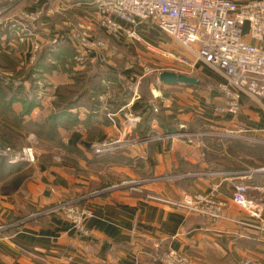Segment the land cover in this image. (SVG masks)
I'll return each instance as SVG.
<instances>
[{
	"label": "crops",
	"instance_id": "obj_1",
	"mask_svg": "<svg viewBox=\"0 0 264 264\" xmlns=\"http://www.w3.org/2000/svg\"><path fill=\"white\" fill-rule=\"evenodd\" d=\"M234 1L244 4L251 0ZM6 6L9 9L2 11ZM26 14L37 19L31 20ZM97 22L91 0H0V72L17 73L29 63L35 45L39 50L48 47L53 55H65L67 46L80 45L78 38L83 37L84 29H92L91 24L96 26ZM139 32L141 41L137 43L150 50L147 56L169 59L167 52L186 53L172 38L147 23L139 24ZM130 47L125 46L126 51ZM93 49L89 55L98 56L99 48ZM174 68L167 71L194 77L197 83L164 84L158 79L157 91L167 95L155 100L148 93L149 86L138 87L131 69L123 70L119 77L132 84L127 86L125 103L118 111L110 115V110L102 112L104 106L99 111L82 106L74 118L76 127L58 128L61 145H51L61 154L60 160L44 158L33 165L35 177L23 193H18V187L10 196H0V226H5L0 231V264H161L153 261L154 241L201 264H239L245 259L264 264V98L242 96L236 113L220 112L217 107L224 105V97L217 91L219 78L213 71L200 62L194 69ZM153 103L164 114H169L171 104L178 109L176 129L170 133L185 131L183 124L188 132L204 129L220 133L210 137L220 138L222 148L215 150L201 139L209 136H200L193 138L198 139L195 143L173 138L130 149L92 152L91 143L106 138L137 137L142 131L145 135L169 133L156 120L145 131L136 128L137 122L132 125L126 121L124 113L135 116ZM20 106L14 104L13 108L16 111ZM47 106L45 111H51L50 104ZM37 110L31 111L29 119H34L40 112ZM60 116L52 117V123L68 125L57 122ZM0 123L11 130H24L3 115ZM229 149L241 153L242 158L237 155L231 159L240 168L219 167L221 162L213 158L217 154L229 156ZM245 149L252 153L246 154ZM133 166L152 173L156 182L145 181L139 189L109 187L118 179L136 177ZM177 166L187 169L177 170ZM238 183L248 186L250 210L232 200ZM182 192L213 194L225 203L224 218L212 223L174 206ZM66 198H80L81 204L91 209L93 216L86 222L88 234L75 231L61 216L48 212Z\"/></svg>",
	"mask_w": 264,
	"mask_h": 264
},
{
	"label": "built area",
	"instance_id": "obj_2",
	"mask_svg": "<svg viewBox=\"0 0 264 264\" xmlns=\"http://www.w3.org/2000/svg\"><path fill=\"white\" fill-rule=\"evenodd\" d=\"M91 3L100 25L111 37L139 42V24L147 23L186 50V53H166L175 65L194 69L199 62L205 64L219 78L216 87L224 97V105L217 107L218 111L236 113L242 96L253 100L264 98V0H251L244 4H237L234 0H91ZM8 9L9 6H6L2 11ZM26 16L31 20L36 19V15ZM83 40L80 38V41ZM36 48L37 45L34 46ZM124 117L132 125L137 121L136 117L126 113ZM217 135L222 134L178 131L146 135L133 140L114 138L96 144L93 151L103 153L173 138H183L191 143L193 138ZM23 152L27 161H31V149ZM7 154L8 148H0V155ZM247 191L246 184H236L232 200L250 210ZM79 199L61 200L48 212L58 214L75 231L86 235V222L93 214L88 206L78 204ZM172 204L188 213L205 217L212 223L224 218L222 210L225 203L211 193L182 192L180 199ZM4 228V225L0 226V231ZM160 248L159 241H156L155 253L152 255L156 263L199 264L172 248L159 251ZM239 264L261 263L245 259Z\"/></svg>",
	"mask_w": 264,
	"mask_h": 264
},
{
	"label": "rangeland",
	"instance_id": "obj_3",
	"mask_svg": "<svg viewBox=\"0 0 264 264\" xmlns=\"http://www.w3.org/2000/svg\"><path fill=\"white\" fill-rule=\"evenodd\" d=\"M91 25L92 29H84L85 32L83 37L79 36L78 41L80 45H74L73 47L68 45V53H64L65 55H53L51 52L47 55H39L37 46L33 51L34 53L29 63L23 65V68H20L13 76L0 72V115L10 118L15 124L22 126L24 129L15 131L0 123V148H8L9 150V154L0 155V159L3 158L7 160L9 164H16L13 170L11 169V172L0 173V183H6L15 177H22L19 183V194L26 190L28 181L32 177H35L33 165H36L44 158L50 159L52 156L60 160L59 157H61V154L53 150L51 144L61 145L62 136H60L58 128L69 130L77 126V121L74 118L80 110V107L84 106L86 110L99 111L101 106H104L102 112L108 113V110H110V115L114 114L116 110L118 111L116 108L117 104L123 102L122 100L126 94L127 86L132 84L127 82L128 79L123 80L119 77L121 71L131 69V72L134 73H130L134 74L135 81L138 82V87L144 89L148 88V86L150 88L149 84L151 83L153 87L156 86L158 76L163 69H176L174 68L176 65L171 63L169 59L161 56H147L146 54H148L150 50L146 47H142L141 44L136 41H131L134 43L132 44L125 39H115L109 36L106 31L101 29L102 26L99 21L96 23V26L93 24ZM100 35L101 39H96L99 38ZM80 38H84V40L80 41ZM129 45L131 46L129 48L130 50L126 51L125 46ZM93 48H99L97 52L98 56H96L95 53L92 56L89 55L88 51L95 50ZM135 48H142V52H136ZM151 52L155 53V51ZM155 57H158L159 60L155 59ZM130 73L129 75H131ZM65 87L76 89L78 94H68ZM149 88L148 93L155 100L167 95L165 91L158 92L156 87L153 89ZM57 94H59V96ZM11 96L14 97L11 103L7 105ZM70 96L74 97L75 105L73 107L70 105L60 108L64 111L60 116L62 117L60 121H57L66 122L68 125H54V123H52L54 122L52 117L55 112H58L59 108L55 107L53 103L57 101L60 104L59 107H61L69 100ZM110 100L112 104H108ZM14 104L21 105L20 109L15 111L13 108ZM47 104H50L49 107L51 111L49 112L45 111L48 108ZM35 108L40 112H37L36 115L34 114V119L33 117L29 119L31 111ZM160 109L161 107H159L158 104L153 103V107H145L140 110L139 114H141V116H138L139 114H135L134 116L132 112V114L126 113L136 117V122L138 123L136 128H139L138 126L145 122L146 116L150 115V117L153 118L149 124H151L153 120H156L159 125L158 119L160 118ZM168 110L169 114H164V118L176 124L177 120L175 121V119L178 109L171 104ZM149 111H151L150 114ZM144 113L146 114L144 115ZM161 116H163V112ZM183 125L184 127L180 125L183 127L181 129L186 131V126L185 124ZM83 126L87 125L84 123ZM199 132L207 131L202 130ZM139 137H143V135L137 137L131 136L128 138L121 136L106 138L91 143L90 149L94 152L93 147L96 144L109 141V139L121 138L122 140H133ZM202 138L204 137H201V139ZM195 140H193L194 143ZM246 145H248L247 142H244V146ZM28 148L31 149L33 154L31 161H27L23 152ZM130 148H134V146L123 149ZM123 149H115L112 151ZM245 152H247L246 154L252 153L251 149ZM237 155H239V159L242 158L241 153L237 154L235 151L227 157L235 160ZM243 158L246 159V156ZM133 169L136 170V177L126 181L118 179L113 182V184H110L109 187H117L116 189L121 187L139 189L140 184L145 181L150 183L156 182L154 180L155 176L152 173L145 172L142 169L140 170L139 166H133ZM179 169L183 170L187 168L177 166V170ZM105 188L106 186L98 190H103ZM11 194H13V192H11L9 196ZM1 195H3V193H0V196ZM78 204L80 206H86L81 204L80 199ZM155 242L156 241L152 243L153 248ZM196 261L201 264L198 260Z\"/></svg>",
	"mask_w": 264,
	"mask_h": 264
},
{
	"label": "trees",
	"instance_id": "obj_4",
	"mask_svg": "<svg viewBox=\"0 0 264 264\" xmlns=\"http://www.w3.org/2000/svg\"><path fill=\"white\" fill-rule=\"evenodd\" d=\"M48 52H49V48L48 47H44L43 49L39 50V55H42V54H44V55L46 54L47 55ZM65 89H66V92H68V94H73V93L75 95L78 94L77 93V90L76 89L74 90L72 87H65ZM57 95L59 96V94H57ZM13 97L14 96H11L9 98V101L7 102V105L11 103V100L13 99ZM122 101L123 102H121L120 104H117V107L116 108L120 107L122 104L125 103V99H123ZM53 105L55 107L59 108L58 112H55V114H53V117L60 116V115L63 114V111H64L63 109H60V108H63L65 106H70V105L73 107L75 105L74 97L73 96L72 97L70 96L69 97V100H67V102L63 106H61V107H59L60 104L57 101H55L53 103ZM28 107L31 108L30 106H28ZM150 112L151 111H149V114H150ZM162 112H163V110L160 109V115H159L160 118L158 119L159 120L158 121L159 122V127H161L163 130H165L167 132L168 131L170 132L172 130H175L176 129L175 128V124L173 122H170V121L166 120L164 118L165 117L164 113H163V116H161V113ZM145 114L146 113H144V115ZM144 115H142V116H144ZM150 116H146L145 122L143 124L139 125V128H140L139 130H144V131L145 130H150V124L149 123H150V121L153 118V117H150ZM202 130H204V129H202ZM140 134L141 135H145V133L143 131L140 132ZM202 140H204L208 145H210L211 147H213L217 151L222 148L221 147L222 142H221V139L220 138L210 137L209 136V137L202 138ZM229 153H233V151L229 149ZM210 157H211V155H210ZM228 157L225 154H217L216 156H213V158H215V160L221 162V164L219 163V165H220L219 167H227V168H233V169L240 168V166L235 165L234 164V161H232ZM14 165H16V164H9L7 162V160H5L3 158L0 159V173L11 172L13 170V168H14ZM16 167H18V166H16ZM21 178L22 177H19V178H16L15 177V178L10 179L6 183H0V193H3V195H7V194H10L11 192L15 191L19 187V183H20V179ZM50 214H52V213H50ZM8 222H10V221H8Z\"/></svg>",
	"mask_w": 264,
	"mask_h": 264
},
{
	"label": "water",
	"instance_id": "obj_5",
	"mask_svg": "<svg viewBox=\"0 0 264 264\" xmlns=\"http://www.w3.org/2000/svg\"><path fill=\"white\" fill-rule=\"evenodd\" d=\"M159 81L164 84H175V83H197L194 77L186 76L181 73H175L172 71H161L158 76Z\"/></svg>",
	"mask_w": 264,
	"mask_h": 264
}]
</instances>
